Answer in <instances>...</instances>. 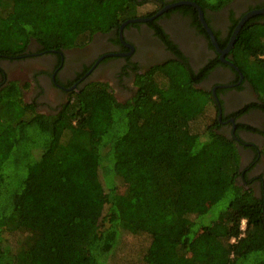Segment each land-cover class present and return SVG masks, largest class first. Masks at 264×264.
<instances>
[{
	"label": "trees",
	"instance_id": "trees-1",
	"mask_svg": "<svg viewBox=\"0 0 264 264\" xmlns=\"http://www.w3.org/2000/svg\"><path fill=\"white\" fill-rule=\"evenodd\" d=\"M191 1L218 10L230 0ZM155 9L135 0H0V61L82 47ZM177 9L196 15L191 5ZM192 24L201 28L197 17ZM157 34L171 43L160 26ZM228 54L257 97L240 113L264 112V15L243 23ZM216 63L194 71L171 59L136 73L126 101L107 82L88 81L53 113L24 101L25 84L0 82V264H264V194L239 185L237 142L220 130L212 91L198 86ZM74 187L82 200L70 197ZM123 236L134 246L119 248Z\"/></svg>",
	"mask_w": 264,
	"mask_h": 264
},
{
	"label": "flooded vegetation",
	"instance_id": "flooded-vegetation-1",
	"mask_svg": "<svg viewBox=\"0 0 264 264\" xmlns=\"http://www.w3.org/2000/svg\"><path fill=\"white\" fill-rule=\"evenodd\" d=\"M135 1L141 6L147 3L155 4L156 9L149 15L135 17L149 19L141 21H128V19L117 29L94 33L82 47H72L62 51H34L38 47L35 43H30L29 50L34 52L27 54L30 56L29 61L46 70L45 73L34 78L35 84L43 90V93L47 91L46 85L49 84L57 94L58 103L55 106L45 105L42 94L28 103H34L37 111L46 108L44 113H53L66 102L73 90L77 91L88 81H103L99 77L105 76L111 79L118 76L116 83L118 87L115 88L113 95L119 101H126L136 91L134 84L136 73L141 74L155 65L166 64L171 59L189 65L194 71H198L210 61L217 62L201 79L198 86L212 91L217 111L219 113L220 109L221 112V117H218L220 130L237 142L241 153L239 185L249 188L258 180V173L261 172L263 176L259 182L263 183L257 190L263 188L264 194V158L258 154L263 141L259 131L264 129V112L256 107H249L240 113L243 107L255 102L257 97L252 87L242 80L241 74L239 78L236 76L237 68L228 54L233 45L221 54L216 50L209 33L200 22L197 10L195 15L177 9L182 4L167 7L183 0ZM260 8H264V0H230L218 10L208 8L203 10L205 21L212 31L216 45L226 50L238 23L247 13ZM257 15L264 14L253 16ZM193 16L198 18L203 30L192 24ZM157 26L162 28L167 34V40L175 47L158 36ZM222 57L225 60H222ZM2 61H5L3 64L5 69L13 67L7 59L1 60L0 63ZM0 67L2 68H0V82H2L8 79V74L1 64ZM239 123L248 125L254 130L237 127ZM248 166L250 167L247 170ZM252 189L256 193L254 186Z\"/></svg>",
	"mask_w": 264,
	"mask_h": 264
},
{
	"label": "rangeland",
	"instance_id": "rangeland-1",
	"mask_svg": "<svg viewBox=\"0 0 264 264\" xmlns=\"http://www.w3.org/2000/svg\"><path fill=\"white\" fill-rule=\"evenodd\" d=\"M155 4L154 3H147L145 6H142V9H146V11L148 10H153L155 9ZM100 12V10H99ZM29 58L30 56L26 57L25 59H22V60H13V61H9V63L13 65V67H11L10 69H5V67L3 66L4 62L5 61H2L0 64L1 66L7 71V74H8V79H12V80H17L19 83L21 84H25L26 86L23 88L24 91H23V99L25 101H30V100H33L34 101V98L37 99V95L39 94H42V98L44 99V102L45 105H56L58 103V98H56V93L55 91L50 87V85H46L47 87V91L43 93V90H40V87L38 85L35 84V80L34 78L39 75V74H42V73H45L46 70L41 67L40 65H36L33 64L31 61H29ZM31 63V64H30ZM11 65V66H12ZM32 67H34V69H32ZM167 69L170 71V73L172 75H177V74H181V70L178 66H176L175 64H170V67H167ZM32 70V71H30ZM31 72V74H30ZM30 74V76H29ZM33 79H32V78ZM118 77V76H117ZM115 77V79H111V78H107L106 76L105 77H99V79H103L104 82H107L109 87H110V90L113 92H115V88H117V80L118 78ZM38 88H39V91H38ZM47 109L46 108H42V110H39V112H45ZM215 116V111L213 108H209L205 118H204V121L206 122H211V120L213 119V117ZM259 175V178L257 181L253 182V184H251L252 186L255 187V191H256V194H258V192L262 191L263 193V188H260L259 190H257L259 187H260V183L259 181H261L262 179V174L261 172L258 173ZM102 176V174H101ZM99 182H101L103 184V186L105 188L108 189V187L110 186V181H109V176H106V175H103L102 178L99 177ZM251 182V181H250ZM250 186V187H252ZM259 186V187H258ZM75 188V187H74ZM74 192L75 194L70 196V197H74V198H78L77 200H82L81 197H82V194L79 193L78 191V187H76L74 189ZM84 199V198H83ZM91 200V199H89ZM90 202L92 203H98L97 200H91ZM97 206L101 209H99L101 211V214H105L106 212V206L102 205V204H97ZM6 238H8V240L10 242H13L14 238H16L17 236H14V237H11V236H6ZM134 240L131 238V237H124L123 236V239H122V243L120 245L119 248H122L123 245L126 243L128 244V247H133L134 246ZM121 253V252H120Z\"/></svg>",
	"mask_w": 264,
	"mask_h": 264
},
{
	"label": "water",
	"instance_id": "water-1",
	"mask_svg": "<svg viewBox=\"0 0 264 264\" xmlns=\"http://www.w3.org/2000/svg\"><path fill=\"white\" fill-rule=\"evenodd\" d=\"M178 4H187V5H191L194 8H196V10L198 12V17H199L200 22L202 23V25L205 28V30L209 33L212 42L215 44L216 50H218L221 54L226 52V51H228L230 49V47L233 45L234 38H235L237 32L239 31V29L243 25L244 21L246 19H248V17H251V16H253L255 14H264V8L256 9V10H253V11H250L249 13H247L243 17V19L238 23V25L236 26L235 31L233 33V36L231 37V41H230L229 45L227 46L226 50H222L216 45L214 36L212 34V31H211L209 25L205 21V18H204V15H203V10L201 9V7L196 2L191 1V0H183V1L175 2V3H172V4L168 5L167 7H172L173 5H178ZM147 19H149V18H135V19H129L128 21H141V20H147ZM124 23L125 22H123L121 25H123ZM222 60H225L224 57H222ZM218 117H221L220 109H219Z\"/></svg>",
	"mask_w": 264,
	"mask_h": 264
},
{
	"label": "built area",
	"instance_id": "built-area-1",
	"mask_svg": "<svg viewBox=\"0 0 264 264\" xmlns=\"http://www.w3.org/2000/svg\"><path fill=\"white\" fill-rule=\"evenodd\" d=\"M244 227V220L241 221V228Z\"/></svg>",
	"mask_w": 264,
	"mask_h": 264
}]
</instances>
